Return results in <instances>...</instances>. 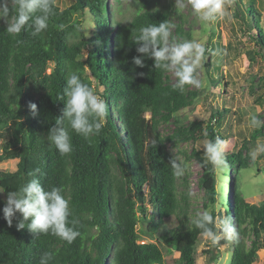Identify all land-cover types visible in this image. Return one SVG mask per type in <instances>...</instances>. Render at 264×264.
Wrapping results in <instances>:
<instances>
[{"label":"trees","instance_id":"trees-1","mask_svg":"<svg viewBox=\"0 0 264 264\" xmlns=\"http://www.w3.org/2000/svg\"><path fill=\"white\" fill-rule=\"evenodd\" d=\"M232 1L246 28L257 30L250 59L256 60L255 54L264 59V16L258 0ZM52 3L55 15L37 37L26 31L9 36L6 20L0 18V163L18 160L14 171L0 170V188L4 193L15 191L33 178L46 190L60 188L69 201V219L77 222L80 235L68 244L50 234L31 233L27 227L18 230V219L11 225L4 219L6 199L0 197V264H39L44 252L53 255L49 264H167L163 245L180 253L179 264H196L202 230L192 221L181 227L163 226L190 201L189 192L179 190V177L170 163L176 157L169 144L178 148L217 137L233 141L223 131L231 110L216 108L207 121L186 124L179 112L195 102L199 91L185 85L181 93L170 71L154 68L153 59L145 58L144 67L133 63L141 55L133 41L141 27L161 22L173 27L176 18L184 20L171 5L160 7L154 1H146L130 16L119 7L113 10L111 0H74L65 9L57 0ZM87 16L94 25L90 33ZM176 29L191 37V29L184 31L182 24ZM206 66L220 71L213 61ZM70 73L92 90L88 73L98 80L107 112L94 118L101 124L100 131L87 138L69 129L73 150L60 155L48 131L63 116ZM33 103L35 113L30 108ZM168 123L175 127L165 136L161 125ZM247 149L244 144L225 155L226 172L233 174L235 184L233 201H227L230 205L224 211L211 213L210 227L217 234L225 218L236 226L238 235L225 238L232 245L230 264H255L258 251L264 249V202L247 201L238 183L239 172L252 165L250 155L244 154ZM190 157L202 166L200 184L206 203L214 204L218 195L226 202L224 195L228 200L230 194L217 189L216 167L207 162L203 150L194 147ZM143 223L146 228H140ZM145 236L158 240L144 241ZM217 259L213 252L210 261Z\"/></svg>","mask_w":264,"mask_h":264},{"label":"rangeland","instance_id":"rangeland-1","mask_svg":"<svg viewBox=\"0 0 264 264\" xmlns=\"http://www.w3.org/2000/svg\"><path fill=\"white\" fill-rule=\"evenodd\" d=\"M157 2L160 7L171 5L184 21L179 18L175 19V25L171 28L168 44L182 42L184 40L200 43L205 48L204 56L200 60L194 76L199 80L203 87L197 88L190 85L192 90L199 91V96L195 102L179 112V115L189 123L194 120L207 121L216 108L222 110L229 108L231 114L227 117L223 131L233 137V141H225L223 146L224 157L231 151H238L245 144L248 146L244 154L252 153L258 146L264 145V124L259 127H251L250 119L255 115L260 121H264V59L261 55L255 54L256 60L252 61L249 51L256 49L254 37L257 30H248L240 17L236 15V6L232 0H224L225 15L216 19L201 22L193 13L188 0H182L183 7L176 0H111V8L113 10L118 7L124 11V15L130 16L138 10L145 2ZM74 0H57L61 9H65L72 5ZM257 7L264 16V0L257 1ZM87 19V32L93 29V23ZM264 19V18H263ZM182 24L183 30L191 29V37L183 36L182 30L176 29V25ZM226 52L227 55L223 53ZM87 51H85L86 58ZM218 63L220 71L216 68L207 67L208 62ZM92 87L95 94L102 98L103 87L98 83L90 73ZM213 76L215 80L209 78ZM172 81H177L174 73L170 71ZM228 83L227 86H224ZM103 99V98H102ZM150 114L147 112L146 117ZM173 123L162 124L161 131L167 136L173 132ZM207 141L187 142L181 144L178 148H174L169 144V151L176 157L178 163L185 166V174L178 178L180 192L187 190L190 195V201L185 204L183 210L177 215L168 219L163 226L166 229L189 225L196 213L212 211L219 213L228 207V203L233 201L232 191L234 189V180L232 173L226 172L227 167H216L217 189L230 194L227 200L225 194L224 201L217 196L218 201L214 204L206 203V191L201 187L200 178L203 173L202 166L190 155L194 147L204 152V144ZM251 159L252 156L250 155ZM17 159L8 160L0 163V170L14 171L17 167ZM238 183L244 198L252 203L264 202V152L257 155L256 159H252V165L239 172ZM222 187H225L223 189ZM179 192V196L181 194ZM7 193H0V197L6 199ZM230 202L227 203V201ZM208 204V205H207ZM139 217V216H138ZM140 219V218H139ZM222 217H217V223L221 224ZM146 228V224H140V228ZM219 234V233H218ZM144 241H157L145 236ZM218 247V248H217ZM231 244L225 243V238H221L219 243L213 245L211 240L200 235V239L196 247V264H230ZM165 259L167 264H179L180 253L174 249L163 245ZM209 251V252H206ZM214 254L218 259L214 262L210 261V257ZM259 260L255 264H264V249L258 251Z\"/></svg>","mask_w":264,"mask_h":264},{"label":"clouds","instance_id":"clouds-1","mask_svg":"<svg viewBox=\"0 0 264 264\" xmlns=\"http://www.w3.org/2000/svg\"><path fill=\"white\" fill-rule=\"evenodd\" d=\"M183 7L182 0H176ZM194 15L201 22L216 19L217 15L223 17L224 0H188ZM55 15L52 0H0V18L6 20V33L9 36H19L23 31L32 37H37L48 28L49 20ZM171 25L161 22L139 29V34L134 37L138 45L136 51L141 54L133 58L136 66L144 67V59L154 60V68L172 71L177 78L175 88L183 93L185 85L203 87L202 83L194 76L204 56L205 48L197 42L184 40L168 44ZM60 29L64 25H59ZM18 40L17 43H23ZM227 55L226 52L223 53ZM143 75V73H141ZM65 107L63 116L56 118L55 125L48 131V139L60 155L72 152L73 147L69 129L87 138L98 133L101 124L94 118H103L107 112L104 99L94 93L76 73H70L64 88ZM35 113L36 105H30ZM65 122L67 127H65ZM264 124L255 115L251 116L250 126L259 127ZM225 141L217 137L214 141L204 144V153L207 162L214 167H227L223 146ZM264 152V145L258 146L250 155L256 159L257 155ZM173 173L180 177L185 174V166L175 159L170 161ZM39 172V169H37ZM4 189L0 188V193ZM4 219L9 225L13 219H18L17 229L27 227L29 232L36 235H53L71 244L80 235L75 228L77 223L70 220L69 201L62 195L58 187L45 189L38 178H33L23 184L19 189L10 191L6 196V203L2 208ZM19 214V217H17ZM213 216L208 212H197L192 224L202 230V235L211 240L213 245L219 243L221 238L233 239L237 234L236 226L230 218H225L220 225V233L213 230ZM53 259L51 252H44L39 259V264H49Z\"/></svg>","mask_w":264,"mask_h":264}]
</instances>
